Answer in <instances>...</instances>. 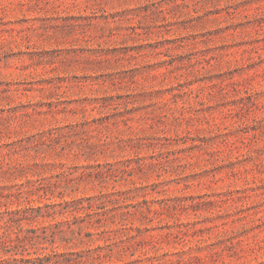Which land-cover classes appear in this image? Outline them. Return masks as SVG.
<instances>
[{"label": "rangeland", "instance_id": "rangeland-1", "mask_svg": "<svg viewBox=\"0 0 264 264\" xmlns=\"http://www.w3.org/2000/svg\"><path fill=\"white\" fill-rule=\"evenodd\" d=\"M1 235L0 258L264 264V0H0Z\"/></svg>", "mask_w": 264, "mask_h": 264}, {"label": "trees", "instance_id": "trees-1", "mask_svg": "<svg viewBox=\"0 0 264 264\" xmlns=\"http://www.w3.org/2000/svg\"><path fill=\"white\" fill-rule=\"evenodd\" d=\"M89 215H98V219H102L101 218V214L99 211H89L88 213ZM82 217V216H81ZM8 243V239H6L3 235L0 236V245H7ZM57 255H59L57 252L53 254H49V255H45L43 257H35V258H24V257H17L14 256L12 258H0V264H31L34 263L35 261L38 260H42V264H56L58 262H60V259L56 258L55 256L58 257ZM82 256V255H80ZM69 262H73L72 258L67 259Z\"/></svg>", "mask_w": 264, "mask_h": 264}]
</instances>
